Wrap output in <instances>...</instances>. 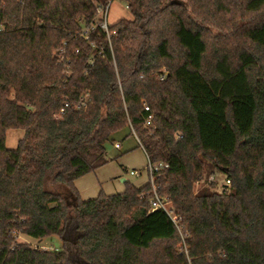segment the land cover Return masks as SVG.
<instances>
[{
    "label": "trees",
    "instance_id": "obj_1",
    "mask_svg": "<svg viewBox=\"0 0 264 264\" xmlns=\"http://www.w3.org/2000/svg\"><path fill=\"white\" fill-rule=\"evenodd\" d=\"M111 1L0 0V264H264V0ZM127 128L177 223L150 180L81 200Z\"/></svg>",
    "mask_w": 264,
    "mask_h": 264
},
{
    "label": "rangeland",
    "instance_id": "obj_2",
    "mask_svg": "<svg viewBox=\"0 0 264 264\" xmlns=\"http://www.w3.org/2000/svg\"><path fill=\"white\" fill-rule=\"evenodd\" d=\"M121 19H131V15L122 0H114L108 16V25L112 26ZM98 17L97 21H101ZM213 43L224 42V37L219 31H215ZM23 130H9L6 135V147L14 150L19 146V142L24 138ZM121 145L118 149L115 144ZM107 157L110 160L107 165L100 168L95 173H91L76 181L75 185L83 201L97 198L101 193L105 195H115L125 192L126 183L141 187L148 182V159L142 148L138 147V140L129 128L117 133L114 136V143L106 145ZM139 172V175H131V172ZM222 180V176H219ZM21 242H28L33 246H40L41 249H61L62 240L58 236L46 238L38 242L29 237L22 236Z\"/></svg>",
    "mask_w": 264,
    "mask_h": 264
},
{
    "label": "built area",
    "instance_id": "obj_3",
    "mask_svg": "<svg viewBox=\"0 0 264 264\" xmlns=\"http://www.w3.org/2000/svg\"><path fill=\"white\" fill-rule=\"evenodd\" d=\"M113 1H111L106 7L104 8H99L98 9V12H99V17H102V20L99 21V24L101 26L102 29H104L105 31L108 32V28H109V25H108V16H109V12H110V9H111V5H112ZM126 9L128 10V7L125 6ZM168 74H164L163 76H161V80H163ZM88 99H89V94H86L83 98H81V100L78 102L76 108L78 110H82V109H85L87 107V103H88ZM69 107V103H66L65 104V108ZM145 110L147 112L150 111V108L146 105L145 106ZM65 112V109L63 108L61 110V113L60 114H63ZM152 117L153 116H150L149 117V120L147 122L148 125L151 124V120H152ZM139 141V140H138ZM140 143V141H139ZM115 147L116 148H120L121 145L116 143L115 144ZM147 156V155H146ZM147 159H148V167H147V171H148V180H150L152 186L154 187V198L152 199L151 203H150V210L151 211H156V210H163L165 211L173 220L174 223H177V219L174 217V214H173V211L171 210V206H170V203L161 198L157 192H156V188H155V172L157 170H159L160 168L163 167L162 164H158V163H152L149 159V157L147 156ZM131 175H139V172H131ZM230 182H228L229 184Z\"/></svg>",
    "mask_w": 264,
    "mask_h": 264
},
{
    "label": "crops",
    "instance_id": "obj_4",
    "mask_svg": "<svg viewBox=\"0 0 264 264\" xmlns=\"http://www.w3.org/2000/svg\"><path fill=\"white\" fill-rule=\"evenodd\" d=\"M112 6V5H111ZM129 12V11H128ZM126 181V180H125Z\"/></svg>",
    "mask_w": 264,
    "mask_h": 264
},
{
    "label": "water",
    "instance_id": "obj_5",
    "mask_svg": "<svg viewBox=\"0 0 264 264\" xmlns=\"http://www.w3.org/2000/svg\"><path fill=\"white\" fill-rule=\"evenodd\" d=\"M125 182V180H123Z\"/></svg>",
    "mask_w": 264,
    "mask_h": 264
}]
</instances>
